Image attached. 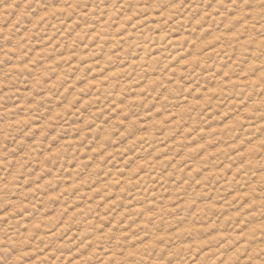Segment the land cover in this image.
<instances>
[{"label":"rangeland","instance_id":"rangeland-1","mask_svg":"<svg viewBox=\"0 0 264 264\" xmlns=\"http://www.w3.org/2000/svg\"><path fill=\"white\" fill-rule=\"evenodd\" d=\"M0 264H264V0H0Z\"/></svg>","mask_w":264,"mask_h":264}]
</instances>
